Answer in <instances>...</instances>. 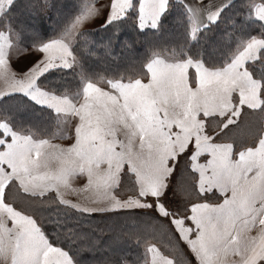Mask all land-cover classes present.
<instances>
[{
    "label": "rangeland",
    "instance_id": "1",
    "mask_svg": "<svg viewBox=\"0 0 264 264\" xmlns=\"http://www.w3.org/2000/svg\"><path fill=\"white\" fill-rule=\"evenodd\" d=\"M131 2L92 0L77 15L89 6L94 14L76 33L28 48L11 30H0V98L26 93L56 110L60 120L55 138L15 131L8 119L0 121V264L73 260L43 238L47 235L33 217L3 200L13 177L29 194L53 192L86 213L148 212L173 230L198 264H246L255 254L264 230V128L256 145L235 150L232 142L213 140L207 123L215 116L231 126L243 108L263 105L262 85L248 66L259 61L263 35L249 38L221 68L154 53L147 76L87 79L85 96L84 86L80 95L65 94L38 82L51 68L78 64L72 48L83 30L131 12L137 23ZM253 13L264 22V3H255ZM145 19L151 25L150 12ZM191 23L196 32L192 18ZM260 118L264 126V113ZM187 165L193 176L183 169ZM146 253L143 264L173 262L157 243H148Z\"/></svg>",
    "mask_w": 264,
    "mask_h": 264
},
{
    "label": "trees",
    "instance_id": "2",
    "mask_svg": "<svg viewBox=\"0 0 264 264\" xmlns=\"http://www.w3.org/2000/svg\"><path fill=\"white\" fill-rule=\"evenodd\" d=\"M91 1L49 0L46 6L42 0H12L0 14V30H11L19 44L27 48L39 45L63 35ZM258 2L264 3V0H231L213 18L219 16L216 24L210 25L211 19L196 32L192 30L187 8L179 0H170V9L158 30L140 31L132 12L125 14L111 23L80 32L72 48L78 64L51 68L39 76L38 82L54 93L80 95L87 79L147 76L146 64L154 53L199 60L208 68L224 67L249 38L264 36V22L253 13V6ZM260 63H264V49L258 62L248 64L253 77L262 85L264 105V74L257 71ZM22 94L15 92L1 97L0 121L8 119L15 131L55 138L60 131L56 110L49 106L37 108ZM263 113L262 106L243 108L239 120L231 126L222 125L215 116L209 118L207 125L213 131V140L232 142L235 150H241L256 145L261 138ZM183 169L194 175L188 165ZM182 182L189 190L186 176H182ZM195 195L207 199V195L196 190ZM3 200L33 217L51 244L66 250L77 264H104L105 261L143 264L148 257V243H157L174 264H194L173 230L162 221H154L155 217L148 212L134 208L86 213L64 204L53 192L29 194L14 178L5 185Z\"/></svg>",
    "mask_w": 264,
    "mask_h": 264
},
{
    "label": "snow or ice",
    "instance_id": "3",
    "mask_svg": "<svg viewBox=\"0 0 264 264\" xmlns=\"http://www.w3.org/2000/svg\"><path fill=\"white\" fill-rule=\"evenodd\" d=\"M42 3L48 6L49 0H42ZM226 7H231V5H227ZM131 9H137L136 27L140 31H145L149 27H151L153 30H158L160 27L162 18L165 17V14L170 9V0H132V2L129 4V10ZM94 11L95 10L91 6L87 7L84 12H82L80 15H77L75 17V19L71 22V24L68 26L67 30L64 32L63 35L71 36L74 33H76L79 30L82 23L85 20H87L89 16L94 14ZM149 12L151 13V17H152L151 25H149L145 19V13H149ZM106 15L107 14H105V16ZM218 21H219V16L213 19L210 25L216 24ZM108 23H111V22L108 21ZM65 66H70V65L66 64ZM257 71L264 74V63H260L258 65ZM22 95H24L25 98L29 100L32 104H34L37 108H41V109L48 108V105L41 103L39 100L34 99L32 96H29L26 93ZM0 99H3V98H0ZM262 108H264V105H262ZM49 111H51V109H49ZM86 211H94V210L86 209ZM43 238L49 244L51 243V241L48 240L46 236H43ZM72 264H77V261L73 259ZM104 264H107V261H105ZM153 264H164V262L163 261L158 262L156 260H153ZM194 264H198V262L194 261Z\"/></svg>",
    "mask_w": 264,
    "mask_h": 264
},
{
    "label": "crops",
    "instance_id": "4",
    "mask_svg": "<svg viewBox=\"0 0 264 264\" xmlns=\"http://www.w3.org/2000/svg\"><path fill=\"white\" fill-rule=\"evenodd\" d=\"M180 1L183 2L187 10L189 11L191 18H192L193 26L202 28L211 19L215 17L217 12L223 6L228 4L231 0H180ZM9 3H10V0H0V14L6 8V5ZM85 87L86 85L84 86L82 96H85L86 94ZM69 178L71 181L72 176L70 175ZM216 216L222 219L223 217H226L227 215H224V216L216 215ZM258 239H259L258 244L257 245L255 244L252 250V252H254L255 254L252 257H249L250 259L248 263L246 264H259L264 259V230ZM146 264H149V261H147Z\"/></svg>",
    "mask_w": 264,
    "mask_h": 264
}]
</instances>
